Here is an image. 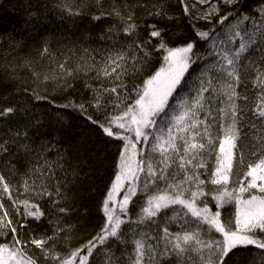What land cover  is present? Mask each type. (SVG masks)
<instances>
[{
    "label": "snow or ice",
    "instance_id": "1",
    "mask_svg": "<svg viewBox=\"0 0 264 264\" xmlns=\"http://www.w3.org/2000/svg\"><path fill=\"white\" fill-rule=\"evenodd\" d=\"M0 9L18 20L0 31V264H264V0ZM57 31L75 51L52 48ZM67 110L116 148L102 223L75 246L85 161L58 135Z\"/></svg>",
    "mask_w": 264,
    "mask_h": 264
},
{
    "label": "trees",
    "instance_id": "2",
    "mask_svg": "<svg viewBox=\"0 0 264 264\" xmlns=\"http://www.w3.org/2000/svg\"><path fill=\"white\" fill-rule=\"evenodd\" d=\"M2 2L4 8H7L10 3H16L17 0H2ZM17 23V17L0 9V31L7 32L16 27ZM77 36H74L70 31H57L50 35L48 39L54 50H58L67 55L68 48H73L75 51L73 42L77 40ZM39 43V39L31 41L29 47L19 53V57L23 58L29 55L30 52L34 53V48ZM89 46L93 48L97 47L96 44H90ZM79 56L80 53L77 52L73 60L75 61ZM49 63V61H44L41 70L48 71ZM18 75L20 77L19 87L31 84L29 73L26 70H20ZM76 87L78 91L72 92L70 98L75 99L78 96L83 98L86 95L83 82H76ZM16 95L21 102L27 98L19 89L16 90ZM42 111L43 106L38 107L37 112L42 113ZM65 115L67 118L65 128L58 135L63 136L66 144L70 143L78 147L79 155L85 161L84 172L81 175V184L77 192V208L82 213V219H80L78 225L80 231L76 239L71 241V244L75 246L78 241H82L88 238V236L95 234L102 223V213L99 211V203L103 198V193L106 191V184L109 181V174L111 172V165L115 159L116 148L113 144L102 140L98 131L91 129L79 118L76 112L67 110ZM208 164L212 167L214 160L209 159ZM73 222L75 223V221Z\"/></svg>",
    "mask_w": 264,
    "mask_h": 264
}]
</instances>
